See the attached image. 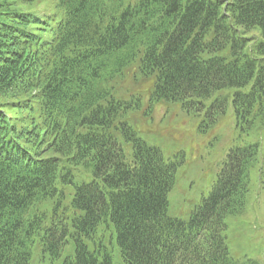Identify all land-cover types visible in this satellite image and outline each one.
Instances as JSON below:
<instances>
[{
	"label": "trees",
	"instance_id": "16d2710c",
	"mask_svg": "<svg viewBox=\"0 0 264 264\" xmlns=\"http://www.w3.org/2000/svg\"><path fill=\"white\" fill-rule=\"evenodd\" d=\"M257 28L264 0H0V264H30L34 237L51 257L72 238L62 264H113L101 227L122 264H256L230 255L225 218L244 209L257 144L231 147L188 220L170 217L176 164L128 125L133 105L115 81L140 74L149 113L161 100L199 109L226 90L209 115L231 97L243 130L264 125ZM69 185L70 218L35 210Z\"/></svg>",
	"mask_w": 264,
	"mask_h": 264
},
{
	"label": "rangeland",
	"instance_id": "374dc122",
	"mask_svg": "<svg viewBox=\"0 0 264 264\" xmlns=\"http://www.w3.org/2000/svg\"><path fill=\"white\" fill-rule=\"evenodd\" d=\"M253 32L264 42V34L258 28ZM137 75L141 78L140 74ZM139 77L135 81L131 71L125 72L115 81L116 95L131 100L133 106L125 120L137 136L146 144L158 147L166 160L176 164L174 183L167 195V214L170 217L188 220L191 209L208 195L231 147L257 144L260 164H264V125L255 122L243 130L236 122L231 97L223 113L213 116L207 113V108L218 96L226 94V90L204 100L199 109H187L180 102L161 100L149 113L152 87ZM118 139L126 159L130 160L131 143L124 142L121 136ZM260 164L250 169L244 209L240 214L225 218V237L230 255L239 261L251 259L256 264H264V182L259 175ZM72 194V185L66 186L58 206L56 199H49L38 204L35 210L46 212L48 216L56 213L70 218L74 211ZM97 232L96 243H101L108 251L113 264H122L113 228L101 227ZM85 242L89 249H93L90 239ZM29 248L30 264H62L66 257L74 255L72 238L58 257H51L43 251L38 237H34Z\"/></svg>",
	"mask_w": 264,
	"mask_h": 264
}]
</instances>
